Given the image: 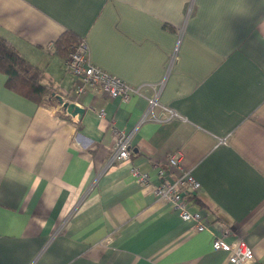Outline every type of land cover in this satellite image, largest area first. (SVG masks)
<instances>
[{
    "label": "crops",
    "instance_id": "1",
    "mask_svg": "<svg viewBox=\"0 0 264 264\" xmlns=\"http://www.w3.org/2000/svg\"><path fill=\"white\" fill-rule=\"evenodd\" d=\"M66 31L146 95L165 80L161 102L182 118L139 124L144 98L78 92L55 52ZM0 36L85 109L39 106L0 72V264H233L213 248L225 227L264 264V0H0ZM112 125L133 150L108 167ZM172 154L201 184L188 209L204 232L154 193L156 165L180 174Z\"/></svg>",
    "mask_w": 264,
    "mask_h": 264
},
{
    "label": "built area",
    "instance_id": "2",
    "mask_svg": "<svg viewBox=\"0 0 264 264\" xmlns=\"http://www.w3.org/2000/svg\"><path fill=\"white\" fill-rule=\"evenodd\" d=\"M179 43L174 49L168 65V71L171 70L175 63ZM89 47L84 40L73 49L69 57L66 59V68L69 72L77 76L82 86L78 92L84 90V86L100 88L104 93L112 98H120L124 102H128L133 96H139L147 101L148 108L143 114L139 124L146 122H166L172 119L182 118V116L172 107L164 105L161 102V93L165 87V80L151 85L152 94L144 93V86H133L123 80L107 73L101 68L90 63L88 59ZM103 115V114H102ZM115 135V151L109 157L107 166L111 167L119 162L130 160L132 155V139L134 132H125L119 130L115 125L111 126ZM168 164L174 169H179L180 174L173 175L169 168L156 165L160 183L153 187L155 195L169 203H171L180 217L192 223L194 232H204L209 228V222L206 216L198 211L191 212L188 209V203L196 196L201 184L196 177L187 171L181 165V157L178 154H172L168 157ZM137 179L145 184L149 183L147 175H141L134 171ZM234 234L229 227H225L219 234L213 237V248L216 251H225L229 254V261L233 264H249L255 259L253 249L242 239L234 238L229 241Z\"/></svg>",
    "mask_w": 264,
    "mask_h": 264
},
{
    "label": "trees",
    "instance_id": "3",
    "mask_svg": "<svg viewBox=\"0 0 264 264\" xmlns=\"http://www.w3.org/2000/svg\"><path fill=\"white\" fill-rule=\"evenodd\" d=\"M81 40V37L76 33L66 31L56 42L55 52L67 59ZM0 72L7 76L6 86L8 89L39 106L62 105L60 97L67 96L64 91L52 83L45 82L43 72L1 36ZM194 199L196 196L192 197V200Z\"/></svg>",
    "mask_w": 264,
    "mask_h": 264
},
{
    "label": "water",
    "instance_id": "4",
    "mask_svg": "<svg viewBox=\"0 0 264 264\" xmlns=\"http://www.w3.org/2000/svg\"><path fill=\"white\" fill-rule=\"evenodd\" d=\"M62 102V106L64 107L65 111L72 115V116H80L82 117L85 114V109L78 105L75 102L64 101L62 97H60Z\"/></svg>",
    "mask_w": 264,
    "mask_h": 264
}]
</instances>
